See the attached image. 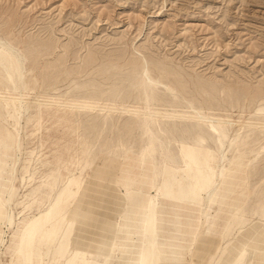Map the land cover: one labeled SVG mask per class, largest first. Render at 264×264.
<instances>
[{
	"label": "rangeland",
	"instance_id": "rangeland-1",
	"mask_svg": "<svg viewBox=\"0 0 264 264\" xmlns=\"http://www.w3.org/2000/svg\"><path fill=\"white\" fill-rule=\"evenodd\" d=\"M0 41L20 58L15 73L9 75L11 80L0 65V92L24 99H0V153L9 155L3 176L14 184L5 196L10 201H5V217L0 220V264H20L16 249L24 224L49 210L60 191L68 188L76 194L63 201L69 213L66 217L71 218L67 233H62L64 227H53L49 251L45 253V245L35 246L29 264H70V259L71 264H124L129 249L120 237L133 227L138 232L132 233L131 243L139 249L129 264H141V255L143 264H150L152 211L156 207L152 198L159 187L161 209L167 210L162 211L164 220L169 218L188 234L196 226L194 218L200 209L204 216L198 233L216 243V249L199 261L195 260L194 243L191 261L177 264H236L242 250L248 251L242 253L247 260L244 264L264 263V126L258 123L264 125V0H0ZM138 58L149 59L153 74L165 75L171 82L173 93L163 86L155 89L157 97L164 96L161 104L170 103L160 108L186 111L192 104L225 122L217 125V131L197 119L156 122L154 129H162L164 133L158 134L167 137L177 159L161 175L156 156L143 177L132 166L130 158L137 157L140 144L145 143L134 116L108 114L102 126L101 107L77 110L55 104L93 91H103L102 97L116 102L140 104V68L131 64ZM129 122L134 129L125 127ZM240 125L245 128L239 129ZM204 127L210 130L205 132ZM221 133L227 135L223 146ZM10 138L12 144L20 142V151L17 146H6ZM215 151L221 157L216 170L212 164ZM74 178L79 179V186L70 188ZM140 178L138 186L128 185ZM136 197L139 201H133ZM164 200L178 202L177 207ZM135 202L140 204L138 211L131 206ZM186 203L198 209L183 205ZM51 224L47 222V231ZM161 234L172 236L166 231ZM59 242L66 244L62 253L54 249ZM174 242L165 250H172Z\"/></svg>",
	"mask_w": 264,
	"mask_h": 264
},
{
	"label": "bare ground",
	"instance_id": "bare-ground-1",
	"mask_svg": "<svg viewBox=\"0 0 264 264\" xmlns=\"http://www.w3.org/2000/svg\"><path fill=\"white\" fill-rule=\"evenodd\" d=\"M253 1V0H252ZM255 2V1H254ZM71 4V3H69ZM63 6V5H62ZM11 28V27H10ZM25 48V46H24ZM140 48V47H139ZM145 48V47H144ZM143 48V49H144ZM66 50V49H65ZM142 50V49H141ZM136 52V51H135ZM38 53V52H37ZM65 56V55H64ZM148 56V55H147ZM144 57V56H142ZM85 58V57H84ZM146 58V56H145ZM30 59V58H29ZM82 59V58H81ZM86 59V58H85ZM133 59V57H132ZM147 59V58H146ZM46 60V59H45ZM151 60V59H150ZM47 61V60H46ZM148 60H145V59H134L132 60L131 64L134 65L135 67L137 68H140V73L137 71V73H139V77H140V82H141V85L143 87V95L142 97H139V100L140 98H142V101L141 103L138 105H127L122 101L120 102H116L115 100H109L105 97H102V94H104L103 91H97V92H94L93 90V93H89L88 95L86 96H81L80 98H68L66 99L64 102L62 103H55V104H60V105H64L68 108H75V109H86L84 107H88V108H96V107H101L104 112L102 114V118L101 120L99 121L102 126L103 124L107 123V121H105L106 117L108 116V114H112V113H119L120 115H123V114H130L132 116H134L136 119H138L137 121L139 122L138 123V128L140 129V131L142 132V138L144 137V141L145 143L144 144H140V147H139V153L137 154V157L134 156L133 158H130V159H133V164L132 166H134V168L138 169L140 171V175L143 177L144 176V170L145 168L147 167L148 164L152 163V159L156 156L158 158V165L160 167V174L161 175L162 173H166L168 172V169H171L172 166H174L177 162L174 157V147L171 148L170 146H168L167 144V141H165V138L167 137H162V135L164 134H158V131L160 132L162 129L161 128H157L158 131H156V129H154V124L156 122H158L159 120H163V119H166V120H177V119H197L199 120V122H202L203 123H208L209 124V128H211L212 130H215L217 131L218 130V127L217 125L219 126V124H224L225 122H222L219 118L217 117H214V116H211L205 112H202V110L200 111V107L197 108L196 106L190 104L187 108L186 111H182L181 110H167V109H163L162 107L160 108V106H166V105H169L167 104H161L162 102V99H164V96L161 98L160 97H157V94L156 93V90H158L159 86H163L165 87L164 90H169L170 93H173V88H172V85L170 84V80L168 79L167 76H161L158 77V76H155L152 72V68H151V65L150 63L148 62ZM153 61V60H151ZM150 61V62H151ZM16 63H20V58L17 54V52L12 48L10 47L8 44H6L5 42H2L0 41V65L3 66L5 68V71L6 73L8 74V78L10 79L9 75L12 77V75L15 73L12 74V72L14 71V68L18 65H16ZM81 64V63H79ZM160 64V63H158ZM162 64V62H161ZM20 65V64H19ZM64 65V64H63ZM155 65V64H154ZM164 65V64H163ZM167 65V64H165ZM0 66V69H2ZM80 66V65H79ZM158 66V65H156ZM160 66V65H159ZM162 66V65H161ZM31 67V66H30ZM44 67V66H43ZM172 67V66H171ZM170 67V68H171ZM76 68V67H75ZM89 68V67H88ZM93 69V68H92ZM91 69V70H92ZM159 70V69H158ZM165 70V69H164ZM163 70V71H164ZM167 70V69H166ZM2 71V70H1ZM16 71V70H15ZM83 71V70H82ZM161 71V70H159ZM158 71V72H159ZM19 72V71H18ZM38 72V71H37ZM41 72V71H40ZM39 72V73H40ZM79 71H77V74H78ZM12 74V75H11ZM21 74V73H20ZM65 74V73H64ZM67 74H70V73H67ZM81 74V73H80ZM113 74V73H111ZM121 74V73H119ZM38 75V74H37ZM40 75V74H39ZM79 75V74H78ZM129 75V74H128ZM178 75V74H177ZM200 75V74H199ZM15 76V75H14ZM13 76V78H14ZM52 76V75H51ZM67 76V75H66ZM74 76V75H72ZM112 76V75H111ZM122 76V75H121ZM3 77V76H2ZM128 76H126L127 78ZM135 77H137L135 75ZM178 77V76H177ZM187 77V76H186ZM196 77V76H195ZM206 77V76H205ZM212 77V76H211ZM28 78V77H27ZM42 78V76H41ZM120 80H121V77H119ZM130 78H133V77H130ZM202 78V77H201ZM19 79V78H18ZM30 79V78H29ZM129 79V78H128ZM215 79V78H213ZM11 80V79H10ZM9 80V81H10ZM45 80V79H44ZM65 80V79H64ZM138 80V79H137ZM203 80V79H202ZM205 80V79H204ZM203 80V81H204ZM5 81V80H4ZM8 81V79H7ZM21 81V79H20ZM104 81V80H103ZM109 81V80H108ZM118 81V80H117ZM115 80V83L117 82ZM126 81V80H125ZM124 81V82H125ZM236 81V80H235ZM13 82V81H12ZM15 82V81H14ZM19 82V80H18ZM57 82V81H56ZM120 82V81H119ZM122 82V81H121ZM133 82V81H131ZM205 82H207L205 80ZM10 83V82H9ZM20 83V82H19ZM18 83V85H19ZM55 83V82H54ZM113 83V82H112ZM217 83V81H216ZM4 84V83H3ZM16 84V83H15ZM22 84V83H21ZM52 84V83H51ZM140 84L138 83L137 81V85ZM211 84V82H210ZM2 85V84H1ZM103 85V84H102ZM116 85V84H115ZM126 85V84H125ZM131 84H129L130 86ZM136 85V86H137ZM209 85V84H208ZM212 85V84H211ZM238 85V84H237ZM10 86H12L10 84ZM107 86V85H106ZM112 86V85H111ZM110 86V87H111ZM121 86V85H120ZM175 86V84H174ZM19 88V86H17ZM103 87V86H101ZM115 87V86H114ZM176 87V86H175ZM184 87V86H183ZM6 88V87H5ZM8 88V86H7ZM126 88V87H125ZM131 88V87H129ZM162 88V87H161ZM212 88V87H211ZM41 89V88H40ZM110 89V88H108ZM106 89V90H108ZM113 89V87H112ZM134 89V88H133ZM156 89V90H155ZM242 89V88H241ZM18 90V89H17ZM20 90V88H19ZM68 90V89H67ZM95 90V88H94ZM122 90V89H121ZM124 90V89H123ZM135 90V89H134ZM138 89H136L137 91ZM211 90V89H210ZM1 91V90H0ZM22 91V90H20ZM36 91V90H35ZM79 91V90H78ZM68 92V91H67ZM85 92V91H84ZM105 92H109V91H105ZM111 92V91H110ZM135 92V91H133ZM139 92V91H138ZM161 92V91H160ZM168 92V91H167ZM175 92V91H174ZM193 92V91H192ZM39 93V92H38ZM44 93V92H43ZM47 93V92H46ZM162 93H166V92H162ZM188 93V92H187ZM197 93V92H196ZM79 94V93H77ZM124 94V93H123ZM139 94V93H138ZM136 95L139 96V95ZM175 94V93H174ZM179 94V93H178ZM176 94V95H178ZM257 94V93H256ZM20 95V94H19ZM63 95V94H62ZM166 95V94H165ZM168 95V94H167ZM21 96V95H20ZM20 96H10L6 93H2L0 92V99H7V100H12V101H24V99ZM66 96V95H65ZM77 96V95H76ZM119 96V95H118ZM213 96V95H212ZM120 97V96H119ZM117 97V98H119ZM122 97V95H121ZM132 97V96H131ZM170 97V96H169ZM173 97V96H172ZM181 97V96H180ZM183 97V96H182ZM52 98V97H51ZM54 98V97H53ZM171 98V97H170ZM176 98V97H175ZM184 98V97H183ZM252 98V97H251ZM40 99V98H39ZM38 99V100H39ZM124 99V98H123ZM130 99V98H129ZM254 99V98H253ZM256 99V98H255ZM137 100V102L139 101ZM169 100V99H168ZM184 100V99H183ZM182 100V101H183ZM226 100V99H225ZM55 101H59V98L58 99H55ZM129 101V100H128ZM136 101V100H133V102ZM139 101V102H140ZM171 101V100H170ZM173 101V99H172ZM171 101V102H172ZM177 101V100H176ZM209 101V100H208ZM229 101V100H228ZM127 102V101H126ZM132 102V101H131ZM179 102V101H178ZM207 102V101H206ZM8 104H10L9 102H7ZM18 103V102H17ZM28 103V102H27ZM163 103V102H162ZM181 103V102H179ZM184 103V102H183ZM189 103V102H188ZM210 103V102H209ZM7 104V105H8ZM173 104V102H172ZM171 104V105H172ZM14 105V104H13ZM19 105V104H18ZM41 105V104H40ZM177 104H175L176 106ZM184 106H187L185 104H182ZM210 106V105H209ZM11 107V105H10ZM22 107V105L20 106ZM31 107V105H30ZM9 109V108H8ZM174 109V108H173ZM15 110V109H13ZM17 110V109H16ZM15 110V112H16ZM42 111V110H41ZM207 111V110H205ZM244 111V110H243ZM3 112V111H2ZM7 112V111H5ZM14 112V113H15ZM38 112V111H37ZM81 112V111H80ZM213 113V112H212ZM6 114V113H5ZM8 114V113H7ZM40 114V113H39ZM78 114V113H77ZM3 116V115H2ZM7 116V115H6ZM112 116H114L112 114ZM116 116V115H115ZM129 116V115H128ZM4 117V116H3ZM10 117V116H9ZM12 117V116H11ZM10 117V118H11ZM120 117V116H119ZM5 118V117H4ZM13 118V117H12ZM79 118V117H78ZM81 118H82V115H81ZM112 118V117H111ZM14 119V118H13ZM20 119V118H19ZM259 119V118H258ZM7 120V118H6ZM41 120V119H40ZM85 120H87L85 118ZM110 120V119H109ZM116 120V118H115ZM118 120V119H117ZM165 120V121H166ZM19 121V120H18ZM23 121V120H22ZM94 121V120H93ZM164 121V120H163ZM189 121V120H188ZM193 121V120H192ZM191 121V122H192ZM10 122V121H9ZM14 122V121H13ZM41 122V121H40ZM82 122V121H81ZM96 122V121H95ZM95 122L93 124H95ZM171 122V121H170ZM175 122V121H174ZM180 122V121H179ZM182 123H184V121H181ZM190 122V121H189ZM194 122V121H193ZM192 122V123H193ZM198 122V123H199ZM17 123V121H16ZM112 123H113V120H112ZM115 123V121H114ZM137 123V122H136ZM173 123V122H171ZM176 123V122H175ZM174 123V124H175ZM186 123V122H185ZM188 123V122H187ZM186 123V125H187ZM196 123V122H195ZM197 123V125H198ZM258 123L260 124V126H264L261 124V122L258 121ZM11 124V123H10ZM9 124V125H10ZM87 124V123H86ZM92 124V123H91ZM98 124V125H99ZM118 124V123H117ZM167 123H165L166 125ZM170 124V123H169ZM177 124V123H176ZM175 124V125H176ZM189 124V123H188ZM191 124V123H190ZM80 125V124H79ZM112 125V124H111ZM158 125V124H157ZM162 125L163 122H162ZM164 125V126H165ZM225 125V124H224ZM253 125V124H252ZM257 124H255L256 126ZM21 126V125H20ZM94 126V125H93ZM134 126V123L132 122H129L126 124V128H132ZM153 126V127H152ZM156 126V125H155ZM159 126V125H158ZM170 126V125H169ZM174 126V125H173ZM193 126V124L191 125ZM190 126V127H191ZM196 126V125H195ZM204 126V125H203ZM206 126V125H205ZM242 125H240L238 128L240 129ZM79 127V126H77ZM81 127V126H80ZM114 126H112L113 128ZM177 127V126H176ZM179 127H181L179 125ZM200 127V125H199ZM243 129L245 128L244 126H242ZM100 128V127H99ZM118 128V127H117ZM120 128V127H119ZM164 128V127H163ZM167 128V127H166ZM182 128V127H181ZM184 128V127H183ZM183 128L181 130H183ZM201 128V127H200ZM225 128V127H224ZM110 129V128H109ZM134 129V127L132 128ZM175 129V127H174ZM193 129V128H192ZM199 129V128H198ZM205 132L210 129H207L204 127ZM239 129H237L236 131H238ZM242 129V128H241ZM112 130V129H111ZM116 130V129H115ZM177 130V129H176ZM179 130V129H178ZM185 130V128H184ZM183 130V131H184ZM195 130V128H194ZM77 131V130H76ZM124 131V129H123ZM134 131V130H133ZM164 131V130H163ZM166 131V129H165ZM169 131V130H168ZM175 131V130H173ZM102 132V130H101ZM109 132V131H108ZM113 132V130H112ZM117 132V130H116ZM119 132V131H118ZM140 132V134H141ZM172 132V131H171ZM181 132V131H179ZM186 132V130H185ZM193 132V130H192ZM191 132V133H192ZM202 132V129L200 131V133ZM204 132V130H203ZM202 132V133H203ZM98 133H99V129H98ZM111 133V132H110ZM123 133V132H122ZM161 133H164L161 131ZM183 133V132H182ZM187 133V132H186ZM190 133V132H189ZM197 133V132H196ZM216 133V132H215ZM261 133L264 134V132H262L261 130ZM260 133V134H261ZM120 134V133H119ZM170 134V133H169ZM177 134V133H176ZM188 134V133H187ZM186 134V135H187ZM207 134V133H205ZM116 135V134H115ZM137 135V134H136ZM172 136V133L170 134ZM179 135V134H178ZM199 135V134H198ZM197 135V136H198ZM201 135V134H200ZM20 136V135H19ZM79 136V135H78ZM111 136V135H110ZM113 136V135H112ZM120 136V135H118ZM126 136V135H125ZM131 136V135H130ZM138 136V135H137ZM136 136V137H137ZM166 136V135H165ZM191 136V135H190ZM202 136V135H201ZM237 136V135H236ZM107 137V135H106ZM121 137V136H120ZM119 137V138H120ZM124 137V136H123ZM170 137V136H169ZM205 137V136H204ZM215 137V136H214ZM220 144L221 146L224 145V142H225V139L227 137L226 133H221L220 136ZM240 137V136H239ZM22 138V137H21ZM103 138V137H102ZM141 138V137H140ZM171 138H174L175 141L177 142L176 138L173 136ZM195 138V137H194ZM78 139V138H77ZM105 139V138H104ZM121 139V138H120ZM124 139V138H123ZM122 139V140H123ZM178 139V138H177ZM205 139V138H204ZM237 139V138H236ZM19 140V138H18ZM108 140V139H107ZM112 140H113V137H112ZM135 140V139H134ZM170 139H168L169 141ZM23 141V140H22ZM117 141V140H116ZM119 141V140H118ZM129 141V140H128ZM143 141V142H144ZM174 141V140H173ZM174 141V142H175ZM184 141V140H183ZM189 141V140H188ZM192 141V140H191ZM190 141V142H191ZM204 141V140H203ZM113 142V141H111ZM170 142V141H169ZM180 142V141H179ZM178 142V143H179ZM193 142V141H192ZM9 143V144H8ZM107 143V142H106ZM119 143V142H118ZM117 143V144H118ZM181 143V142H180ZM183 143V142H182ZM199 143V142H198ZM121 144V143H120ZM119 144V145H120ZM127 144V143H126ZM133 144V143H132ZM135 144V143H134ZM170 144V143H169ZM172 144V143H171ZM187 144V143H185ZM238 144V143H237ZM236 144V145H237ZM10 145H14V146H17V151H20V142H14L12 144V138L8 139L7 140V144L6 146H10ZM113 145V144H112ZM111 145V147H112ZM176 145V144H174ZM192 145V144H191ZM110 146V145H109ZM121 146V145H120ZM128 146V145H127ZM264 146V145H263ZM106 147V146H105ZM178 147V145H177ZM89 148V147H88ZM128 148V147H127ZM176 148V146H175ZM130 149V148H129ZM260 149V148H259ZM258 149V150H259ZM127 150V149H126ZM214 151V149H212ZM261 150V149H260ZM119 152V150H118ZM138 152V151H137ZM216 152V151H215ZM262 152V151H261ZM18 153V152H16ZM91 153V152H89ZM88 153V155H89ZM175 153H177V151H175ZM217 153V152H216ZM82 154V152H81ZM210 154V153H209ZM176 155V154H175ZM178 155V154H177ZM180 155V154H179ZM182 155V154H181ZM264 155V154H263ZM80 156V155H79ZM19 157V156H18ZM88 157V156H86ZM155 157V158H156ZM156 158V159H157ZM220 154L217 153L215 155V159L213 161V168L214 170H216L218 167H219V160H220ZM8 159H9V155H7V152L4 151L3 153H0V220L3 219L5 217L4 215V206H5V201L8 202L10 201L9 198L6 199L5 196L7 195V193L9 192V189L10 187L12 188V183L8 182V180L6 179L5 176H3V173L4 171H7V163H8ZM83 159V158H82ZM86 159V158H85ZM89 160V159H88ZM87 160V161H88ZM186 161V160H184ZM32 162V161H31ZM83 162V161H82ZM153 162L155 163L154 159H153ZM179 163V162H178ZM182 163V162H181ZM202 163V162H201ZM86 164V162L84 163ZM153 164V163H152ZM83 165V164H82ZM157 165V164H156ZM90 166V165H88ZM88 166H85V168ZM131 166V167H132ZM186 166L188 167L187 165V162H186ZM31 167V166H30ZM33 167L32 166V170H33ZM78 167V166H77ZM91 167V166H90ZM131 167H129V172H128V176H129V173H130V169ZM158 167V168H159ZM195 167V166H193ZM14 168V167H13ZM81 168V167H80ZM84 168V166L82 167ZM175 168V167H174ZM182 168V167H181ZM190 168V167H189ZM240 169V168H239ZM242 169V168H241ZM61 170V169H60ZM77 170V169H76ZM82 169H80V172H81ZM86 170V169H85ZM154 170H155V167H154ZM159 170V169H158ZM229 170V169H228ZM138 171V172H139ZM239 171V170H238ZM241 171V170H240ZM262 171V170H261ZM30 172V171H29ZM79 172V171H78ZM82 172H84L82 170ZM226 173V172H225ZM230 173V172H229ZM81 174V173H80ZM83 174V173H82ZM81 174V175H82ZM155 174V172H154ZM172 174V173H171ZM221 174V173H220ZM28 175V174H27ZM155 176V175H154ZM74 177V176H73ZM86 177V176H85ZM132 177V175H131ZM164 177V176H163ZM17 178V177H16ZM19 178V177H18ZM28 178V177H27ZM160 178V177H159ZM165 178V177H164ZM235 178V177H234ZM261 178V177H260ZM156 179V178H155ZM15 180V179H14ZM129 180V179H128ZM143 180V178L140 180H136V181H132L130 180V182H128V185H130V187L132 186H138L139 183H141V181ZM12 181V180H11ZM215 182V180H213ZM14 182V181H13ZM69 182V181H68ZM22 183V182H20ZM220 183V182H219ZM79 179L77 178H74V179H71L70 182H69V187L72 188V187H78L79 185ZM163 184V183H162ZM56 186V184H55ZM152 186V185H151ZM65 188V187H64ZM160 188V187H159ZM159 188H157L159 190ZM77 189V188H76ZM75 189V190H76ZM153 190V189H152ZM157 190V194L154 195V197L152 198V201H155V205L156 207H154V210L152 211V215H153V224H152V229H151V240H150V245H149V263L150 264H177L178 262H184V263H189L191 261V255L194 254L192 252L191 254V251L193 248H195L194 246V243L196 244V248H195V260L196 261H199L207 252H212L214 249H216V243L214 242V240H211L209 239L207 236H205L204 234L200 237L201 233H198L199 231V227L200 225L203 223L202 220H201V215H202V212L200 209H198L196 206L194 205H191V204H183V205H186V206H190V207H195L198 209V213L196 215V218H194L195 222H196V226L194 227H191L190 230L188 231V234H186L183 230L180 229V226H178V224H173V222H170L171 220H169V218H166L165 220L162 218V216H164L162 214V211H165L164 209L162 210L161 207H162V204H161V201L163 200H159V191ZM162 190V189H161ZM61 193L59 195H57L58 197L56 198L55 202L52 204L51 208L49 210H47L46 212L38 215V216H35L33 217L32 219L30 220H27L26 223L24 224V227H23V233H22V238L17 246V252L18 254L21 255V260H20V264H29V263H32V249L35 247V246H38V249L41 245H45L47 250L45 253H47L49 251V247H50V244L52 243V240H53V237H52V230H53V227H59L61 226L62 229L64 227V230L62 231V233L65 235L67 233V228L68 226L71 224V218H67L66 215H69V213H67V207L65 204V202L63 201H67V199L71 198L73 195L75 196L76 192H74L73 190L71 189H67L64 191H60ZM211 194V193H210ZM208 196V194H207ZM210 196V195H209ZM205 197V195L203 196V198ZM169 198V197H167ZM173 199V198H172ZM174 200V199H173ZM176 200V199H175ZM182 200V199H181ZM75 201V200H74ZM125 201V200H124ZM127 201V200H126ZM133 201H139L138 197L134 198ZM204 201V199L202 200ZM206 201V200H205ZM204 201V203H205ZM211 201V200H210ZM167 202L168 203H172V204H176L178 202H173V201H165L164 200V203ZM163 203V202H162ZM210 203V202H209ZM72 204V203H71ZM181 204V203H179ZM202 204V203H201ZM120 205V203L117 205L116 208H118ZM165 205V204H163ZM10 206V205H9ZM123 206V205H122ZM132 208L136 211H138L139 209V206L140 204H137L135 202V204H131ZM175 206V205H173ZM171 207V206H170ZM176 207H177V204H176ZM208 207V206H207ZM206 207V208H207ZM150 208V207H149ZM209 208V207H208ZM70 210V209H69ZM179 210V209H178ZM204 210V209H203ZM73 212V210H71ZM167 211V210H166ZM186 211V210H185ZM70 212V211H69ZM193 212V211H192ZM71 213V212H70ZM148 213V212H147ZM178 213V212H177ZM183 213V212H182ZM185 213V212H184ZM168 214V212H167ZM204 214V213H203ZM138 215V214H137ZM166 215V214H165ZM172 215V214H170ZM169 215V216H170ZM30 216V215H29ZM121 216V215H120ZM167 216V215H166ZM204 216V215H202ZM136 217V215L134 216ZM173 217V216H171ZM208 217V216H207ZM121 218V217H120ZM241 218V217H240ZM7 221V219H6ZM206 221V220H205ZM8 222V221H7ZM6 222V223H7ZM47 222H51L52 224V228L50 230H46L45 226L47 224ZM163 222H166V223H163ZM175 222V221H174ZM202 222V223H201ZM207 222V221H206ZM186 223V222H185ZM209 223V222H208ZM187 224V223H186ZM148 225V224H147ZM195 225V224H194ZM8 227V226H7ZM203 228V227H202ZM224 228V227H223ZM187 229V228H186ZM185 229V230H186ZM58 230V229H57ZM227 230V229H226ZM162 231H166L168 233H170V237H163L161 236V232ZM137 228H132V231H129V232H125L120 238L124 241V244L125 246L128 247V253L126 254V256L124 257L125 258V263L124 264H129V260H131L132 258V255L133 253H136V250L135 249H139L137 246H136V243H131V235L132 233H136L137 235ZM201 232V231H200ZM58 233V231H57ZM130 233V234H129ZM224 233V232H222ZM141 232L138 233V235H140ZM226 234V233H225ZM63 235V236H64ZM74 236V235H73ZM220 236V235H219ZM225 236V235H224ZM60 237V236H59ZM200 237V238H199ZM61 238V237H60ZM76 238V236H75ZM214 239V238H213ZM220 239V238H219ZM218 240V239H216ZM58 241V240H57ZM78 241V240H77ZM173 241H176L174 243H176V245L172 246V250H165V247L167 245H170L171 242ZM56 242V241H55ZM80 242V241H79ZM218 242V241H217ZM251 242V241H250ZM70 244V242H69ZM73 244V243H72ZM76 241H75V245H76ZM218 244V243H217ZM246 244V243H245ZM249 244V243H248ZM252 244V243H251ZM255 244V243H254ZM263 244V243H262ZM1 245V244H0ZM52 245V244H51ZM74 245V246H75ZM253 245V244H252ZM82 246L83 244L78 247L76 249V252L75 254H77L79 251H81L82 249ZM245 246V245H243ZM66 247V244L62 243V242H59L57 244V247L54 248L56 249L55 251H57L58 253H62L64 251ZM70 247V245H69ZM246 247V246H245ZM36 248V247H35ZM72 248V247H71ZM243 248V247H242ZM251 249V248H250ZM249 249V250H250ZM256 250V247L254 248ZM53 250V249H52ZM75 250V249H74ZM252 250V249H251ZM54 251V252H55ZM71 251V250H70ZM261 251V250H260ZM38 251H34V253ZM42 253V251H40ZM241 252V251H240ZM244 252H248V251H244L242 250L241 253H239V255L237 256V263L236 264H244L245 262L247 263V260L245 261L244 260ZM252 252V251H251ZM250 252V253H251ZM256 252V251H255ZM57 253V254H58ZM254 253V252H252ZM263 253V252H262ZM40 254V253H39ZM38 254V256L40 257V255ZM52 254V253H51ZM249 254V253H248ZM260 254V253H259ZM15 255V254H14ZM56 255V254H55ZM68 255V254H67ZM37 256V254L35 255ZM42 256V255H41ZM44 256V255H43ZM54 256V255H53ZM57 256V255H56ZM248 256V255H247ZM52 257V256H51ZM75 257V256H74ZM77 257V256H76ZM263 257V255H262ZM47 258V257H46ZM56 258V257H55ZM48 259V258H47ZM53 259V258H52ZM253 259V258H252ZM251 259V260H252ZM42 260V259H41ZM54 260V259H53ZM52 260V261H53ZM143 258H142V255L140 256V263L143 264L142 262ZM254 260V259H253ZM262 260V259H261ZM13 261V260H12ZM15 261V260H14ZM50 261V260H49ZM73 259H70L68 261V263H72ZM245 261V262H244ZM258 262V259L256 260ZM55 262V261H54ZM66 262V261H65ZM261 262V261H260ZM259 262V263H260ZM13 263V262H12ZM47 263V261H46ZM196 263V262H195ZM252 263V262H251ZM250 263V264H251ZM258 263V264H259ZM49 264V263H48ZM264 264V263H262Z\"/></svg>",
	"mask_w": 264,
	"mask_h": 264
}]
</instances>
